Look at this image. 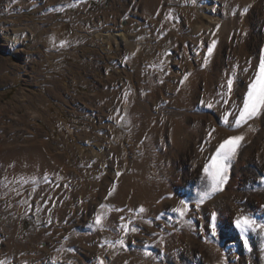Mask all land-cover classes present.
Wrapping results in <instances>:
<instances>
[{
    "label": "rangeland",
    "instance_id": "rangeland-1",
    "mask_svg": "<svg viewBox=\"0 0 264 264\" xmlns=\"http://www.w3.org/2000/svg\"><path fill=\"white\" fill-rule=\"evenodd\" d=\"M155 1L145 8L144 0H0V264L264 262V242L254 235L249 258L221 252L231 250L222 241L236 229L229 206L240 186L214 193L199 208V198L184 199L189 210L181 216L173 209L183 205L170 201L165 177L172 170V184H183L190 155L207 184L203 168L218 147L206 140L210 122L225 139L243 128L230 125L264 56V3L228 0L235 9L214 40L207 23L199 25L201 0H158V7ZM240 8L243 17L232 23ZM190 69L200 74L194 84ZM229 78L232 98L225 93ZM215 90L230 107L185 114L187 146L169 158V114L196 111ZM226 112L229 125H220ZM263 113L250 120L253 131ZM233 165L229 179L247 184ZM260 173L261 181L248 182L254 190L264 189V165ZM238 194L240 209L261 205L255 193ZM263 216L256 215L258 225ZM215 237L223 244L209 246Z\"/></svg>",
    "mask_w": 264,
    "mask_h": 264
},
{
    "label": "bare ground",
    "instance_id": "bare-ground-1",
    "mask_svg": "<svg viewBox=\"0 0 264 264\" xmlns=\"http://www.w3.org/2000/svg\"><path fill=\"white\" fill-rule=\"evenodd\" d=\"M236 1H238V0H236ZM244 1H245V4L244 5L246 7H248V5L251 2H254L253 5H256L257 1L259 2L257 5L264 3V0H244ZM244 1L242 3H244ZM236 3L237 2H234L233 4H230L228 2V0H209V1L208 0H201V2L195 7V10L198 12V14L200 15L201 20H202L199 23V25L202 24L203 22H206L207 23V26L210 27V31L208 32V34L210 35L211 39H214L215 40V37H216L217 34L218 35L219 34L222 35V32L224 30H226V28L228 27L227 24H229L228 21H227V19H226L227 18V16H226L227 11L230 8L235 9ZM244 5L242 4V6H244ZM242 6H240V7H242ZM243 10H244L243 8H240L239 10L237 9V11H238L237 13H239V14H237L235 12L234 18L233 19L230 18V21L232 23L238 22V20L240 19V17H243V13H242ZM251 11H252V9L250 10V12ZM239 22H240V20H239ZM200 26L203 27V24L200 25ZM29 30H30V32H33V30H35V28L34 29H31L30 28ZM28 38H29V36H28ZM126 38L127 37L125 35H123V34L120 37V39H122L124 41L127 40ZM199 40H200L199 43L202 44L203 39H199ZM226 70H223L222 69L220 72L223 74L224 71L226 72ZM189 71H190V73H189L190 74V77H187V78H190V80H191L190 82H192V84H194L196 82V80H198L197 79L198 78L197 76L200 75L199 74V71L198 70H194V69H190ZM205 74H206V72H205ZM220 74H219V76H221ZM184 78H186V77L184 76ZM233 86H234V84H233ZM240 90H242V89L240 88ZM219 91L220 90L213 91L214 92L213 93L214 95L212 93H210L212 95L209 96V100H207L205 98L206 95H207V93H209V92L208 91L207 92H204L203 93V96H204L203 98L206 99L208 102L206 103V105H202L203 103H200L201 105L199 106V108L196 111H195V108L187 106V108L180 107L181 108L180 111H174V112H172V114H169V115H172V116L171 117L169 116V121H170V124H171V127H170L171 134L168 137V140H169L170 145L171 144L173 145L172 148L174 150V151H172L173 153H170L169 154V158L175 157V156L177 157V155H178L177 153H179V152L182 153V151L184 150V148H186V146H187V143H188L186 141L187 138H188L187 130L185 128H182L183 127L182 126L183 120L186 117L185 114H187L191 110L194 113L197 112L198 110H203V108L204 109L207 108V105L208 104H211L212 105V108L215 109L216 111L217 110H221V109H224L225 110V109H228L230 107L227 104V108H225V106L222 105V103H224L223 101H222V103H220V101H221L220 97L221 96L219 98H217V95L220 93ZM235 92H236V90H234V87H233V91L231 92V94H228L227 91L225 93L228 94L230 98H232L233 97L232 95ZM195 106H197V104H195ZM166 117H168V116H166ZM162 118H164V117H162ZM158 119H161V118H158ZM164 119H168V118H164ZM164 119H162V120H164ZM151 120H150V122H151ZM208 120H209V117L207 118V121ZM251 121L250 122L248 121L246 124H244L243 128H241L238 131L231 130L230 129L232 131V133L228 132L229 133L228 137L229 136H233V135H243L244 136V140L242 141V144H241V147H240V149L238 151V154H237V156L234 158V160L232 162V164L234 163L233 168H232L233 169L232 170V173H237V176L243 175V177L244 178L246 177V179L248 178L247 179L248 181L247 182L245 181L247 184L244 183V185H241L239 183V181H237L238 180L237 177L236 178H230L227 181V183H228L227 190H225V191L222 190L223 192H226V194H228V193L231 192V189H235L236 187H239V186H240V188H242V191H239V192L237 191V193H231V195L233 197L230 198V199H232V201L231 200L230 201L233 204L230 205L229 207H230V216L232 218V222H233L234 225H235V220L238 219L241 216H248V217H250V218H252V219L255 220L256 219V215H261L262 211H263V214H264V189L263 188H260V186H256L255 187L256 190H254L253 187H252L253 186L252 183H248L249 180H250V178L256 179L259 176V180L260 181H261V178H263L261 176L260 171H261V168L264 165V156H263L264 155V138H263V135H264V131H263L264 130V123H262V125H260L261 127H259L258 130L255 129L256 131H253L254 130V128L252 126L253 122H251ZM210 123H211L210 125L212 127L211 129H215V132L212 133V137L211 138L207 134L206 140H207L208 144H210L211 143L210 141L213 140V141H216L217 144L219 145V143L222 142L225 139L224 138V135L222 134V131L223 130H221V126L218 127L217 124L212 123V122H210ZM146 124L148 125V123H146ZM222 124H224L223 123V118H221V120H220V125H222ZM154 126H153V128H155ZM156 126H157V124H156ZM148 129H149V127H148ZM160 129L162 130V128H160ZM192 129H194V128H192ZM209 130H210V128H209ZM156 132L157 131H155L154 134ZM154 134L153 135H150L149 134V135L152 136V137H154V139H155ZM147 135H148V133H147ZM159 137H160V135H159ZM228 137H226V139ZM245 141H248V143H246L245 146H244L243 144H244ZM164 153H167V152H164ZM196 156L198 157V155H196ZM166 157H167V155H166ZM184 162L185 163L183 164L182 167H183V170H184L185 182L183 184H181V185L180 184L176 185L175 183L172 184L171 178H172V176L174 174L172 170H169V172H168L169 174H166L165 175V177H167L166 178L167 181L170 180L169 182H171L170 183L171 185H169L170 188L168 187L169 189L167 188L168 190H166L167 191L166 193L169 195L168 197H169V199H170L171 202L172 201L175 202V200L182 201L184 199H197V198H199L200 193H202L203 191H205L206 188H207V184L205 183L203 177L200 176V174L197 171V168L196 167L198 165H197L196 159H193V157H191L190 155H188L187 160L184 161ZM132 170H133V168H132ZM137 173L138 172L135 171V174H133L134 175V179L138 178L139 177L138 175H140L141 172L139 174H137ZM168 177H169V179H168ZM257 185H260V184L258 183ZM240 192L243 193L244 195L246 194V196L249 197V198H251V196L253 195L252 193H255L257 195L255 200L256 201H259V202L261 200V205L255 203L256 205H255L254 211L244 210L243 208L240 209L239 206L235 205V203H234L239 198H241L239 196L240 194H238ZM260 223L262 225H264V216L260 219ZM235 228L236 229H235L234 232H232L231 229H228L227 232H230V233H229V235L227 237L225 236L224 237L225 240L222 241V242L227 241L228 244L231 246L230 247L231 250H229V253H228V252L223 251L222 247H220L222 249L221 252L223 253V255H224L225 258H231V257L233 258L234 256L237 255V253L239 251L240 252L242 251L243 252V255L249 258L251 256L250 255L251 251L248 248V246H249V243H251V241L253 242L251 236L254 235V237H257V238L259 237V239H258V242L259 243H261V241L264 242V227L257 228L255 231L249 230L247 233H243V234L241 233V231L236 226H235ZM245 239H247V247L245 246ZM254 240H256V239H254ZM222 242L219 241V237H215V239L212 240V245L209 242H207V243L210 244L209 246L214 247V245H218V244L220 245ZM261 244H263V243H261ZM241 246H242V248H241ZM222 260H223V258H222ZM262 264H264V262H262Z\"/></svg>",
    "mask_w": 264,
    "mask_h": 264
},
{
    "label": "snow or ice",
    "instance_id": "snow-or-ice-1",
    "mask_svg": "<svg viewBox=\"0 0 264 264\" xmlns=\"http://www.w3.org/2000/svg\"><path fill=\"white\" fill-rule=\"evenodd\" d=\"M216 41L212 42V45L208 47V55L211 56L213 49L215 47ZM207 63V59L205 60ZM233 79L229 78L227 80V93L231 94L233 91ZM225 103L228 101L225 100ZM203 103V102H202ZM209 108L212 107L211 104L207 105ZM264 112V56L261 57L258 70L254 78L251 80L247 87V93L243 100V107L239 110V115L234 117L233 123L230 125L233 128H240L248 121L258 117ZM231 113L226 112L223 116V123L229 125L228 117ZM215 129L209 131V137H212V133ZM244 140L243 135H233L229 136L219 143L218 147L212 156L209 157L208 162L204 165L203 173L204 178L207 180V188L205 191L200 193L199 199L197 201V208L206 199L210 198L214 193L222 191L224 185L229 179V168L237 156L238 151L241 147L242 141ZM203 150V149H202ZM111 194V193H109ZM182 208L173 209V211L179 213L183 216L189 209L186 201L182 200ZM141 212L144 211L143 208L140 209ZM216 214L213 213L211 217V234L216 235ZM102 218L97 216L96 223L100 224ZM235 226L241 231V233H247L249 230L255 231L257 228L264 227V225H258L256 221L248 216H241L235 220ZM135 231V229H133ZM121 243H123L121 241ZM245 246L247 247V239H245ZM99 264H104V260L100 259Z\"/></svg>",
    "mask_w": 264,
    "mask_h": 264
},
{
    "label": "crops",
    "instance_id": "crops-1",
    "mask_svg": "<svg viewBox=\"0 0 264 264\" xmlns=\"http://www.w3.org/2000/svg\"><path fill=\"white\" fill-rule=\"evenodd\" d=\"M154 1H155V0H144V7H145V8L152 7L151 5L154 4ZM159 4H160V3L158 2V0H156V1H155V7L160 6Z\"/></svg>",
    "mask_w": 264,
    "mask_h": 264
}]
</instances>
